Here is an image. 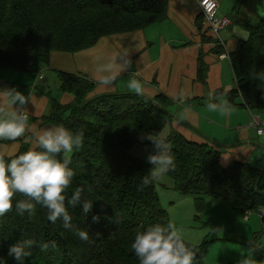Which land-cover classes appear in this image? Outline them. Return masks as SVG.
I'll list each match as a JSON object with an SVG mask.
<instances>
[{
	"label": "trees",
	"instance_id": "16d2710c",
	"mask_svg": "<svg viewBox=\"0 0 264 264\" xmlns=\"http://www.w3.org/2000/svg\"><path fill=\"white\" fill-rule=\"evenodd\" d=\"M167 6L168 0H0V67L35 75L49 64L51 52L80 51L102 36L144 28L165 18ZM234 24L247 35L229 54L236 86L228 92V101L234 105L237 98L250 110L263 112L264 79L259 77L264 75V15L256 23L240 17ZM206 70L204 61L198 59V80L205 81ZM55 72L60 91L74 99L71 104H58L43 121L83 133L81 148L69 154V167L75 175L67 197L82 187V201H93V207L85 216L82 204L68 207L67 198L65 204L73 225L87 230L91 242L81 241L60 221L49 222L47 209L40 205L31 217L18 215L15 201L25 199L18 193L13 197V210L0 217V256L7 264H18L8 255L9 247L32 239V255L24 264H139L131 250L135 233L169 220L158 206L154 181L140 187L151 164L131 150L141 143L140 133L160 134L170 125L171 100L163 94L149 97L134 92L87 97L94 80L65 70ZM168 132L176 166L166 175L173 189L193 192L197 205L203 195L216 196L240 215L264 209V167L248 162L222 167L220 153L212 145L189 140L177 131ZM26 151L22 145L15 155L3 157L7 160ZM44 243L49 247L41 251ZM186 244L198 252L195 264H203L200 257L206 245Z\"/></svg>",
	"mask_w": 264,
	"mask_h": 264
},
{
	"label": "crops",
	"instance_id": "0c3cea01",
	"mask_svg": "<svg viewBox=\"0 0 264 264\" xmlns=\"http://www.w3.org/2000/svg\"><path fill=\"white\" fill-rule=\"evenodd\" d=\"M218 10L228 17H244L240 7L243 0H217ZM236 6V7H235ZM250 6H248L249 8ZM229 11L231 13L229 14ZM245 18V17H244ZM198 0H168L166 17L134 31L102 36L93 46L76 52L53 51L49 64L41 69V78L34 74L0 67V91L10 88L28 97L24 112L29 117L30 130L17 141L0 140V155H15L22 145L35 149L36 139L43 131L57 127L43 121L53 113L58 104L73 102V95L61 92L56 70L84 74L95 81L90 96L105 93L133 92L127 81L138 79L144 88V95L155 97L163 94L171 100L172 125L169 131H177L189 140L208 143L219 151V162L228 167L233 162H248L264 166V133L258 135L249 126V109L239 104L236 98L230 117L207 111L208 94L215 90L219 98L228 100V92L236 86L231 63L221 59L224 53L233 52L238 40L246 32L234 20L216 37L206 40L201 25ZM212 33V32H211ZM214 35V33H212ZM208 35H205V37ZM97 57L104 62H113L117 79L110 87L98 83ZM116 57V60H115ZM198 59L206 64V78L197 79ZM128 65V66H127ZM127 66V67H126ZM123 67L120 71V68ZM183 91L187 96L185 106L177 105L172 97ZM6 96L0 92V108L8 109ZM183 107L184 118L179 121ZM188 123V124H187ZM170 182L168 187L172 188ZM241 223L247 224L239 216ZM264 228V220L261 219Z\"/></svg>",
	"mask_w": 264,
	"mask_h": 264
},
{
	"label": "clouds",
	"instance_id": "9594fccd",
	"mask_svg": "<svg viewBox=\"0 0 264 264\" xmlns=\"http://www.w3.org/2000/svg\"><path fill=\"white\" fill-rule=\"evenodd\" d=\"M96 59L100 73L98 83L104 87L112 86L117 79L114 63H106L102 57ZM221 59L230 64L227 54ZM259 78L264 79V75ZM127 87L137 96L144 94L143 85L138 79L127 81ZM0 92L6 96L9 106L8 109L0 108V140L15 142L18 138H23L27 143L30 138L26 136V132L30 130V125L29 117L23 109L28 97L15 88ZM172 99L177 105L185 106L188 98L180 91ZM205 107L207 111L219 113L224 117H230L234 111V106L227 99L221 100L215 90L209 92ZM187 111L188 108L183 107L178 114L179 119L182 120L184 112ZM82 138V132L73 133L60 125L43 131L37 137L39 150H28L7 160L0 156V217L13 210V197L18 193L23 194L25 199L15 201V212L18 215L27 213L31 217L36 212V206L40 205L47 209L49 222L55 224L60 221L64 229L73 230L81 241L91 242L87 230L73 225V217L68 210V207L82 204L83 214L86 216L93 207V201H82V187H77L70 198L67 197V189L75 175L74 170L69 167L72 163L69 154L81 148ZM139 139L150 141L156 149L155 154L147 157L153 167L142 177V188L153 181L161 180L176 165L172 145L166 135L142 132ZM60 155L62 159H58ZM66 198L68 207L65 204ZM97 219V216H93V220ZM34 245L35 241L32 239L19 240L9 247L8 255L14 257L18 264H24L25 258L32 255L31 249ZM52 246L55 247V244ZM48 247L47 243L40 245L41 251L47 250ZM131 250L139 264H195L196 252L192 246L186 244L181 229L172 222H157L137 231L131 242ZM0 264H7L3 256H0ZM245 264H254V261L246 260Z\"/></svg>",
	"mask_w": 264,
	"mask_h": 264
},
{
	"label": "rangeland",
	"instance_id": "374dc122",
	"mask_svg": "<svg viewBox=\"0 0 264 264\" xmlns=\"http://www.w3.org/2000/svg\"><path fill=\"white\" fill-rule=\"evenodd\" d=\"M244 4H239L238 7L245 19L251 23H256L264 15V0H244ZM233 17L235 21L240 18L232 13L230 19ZM207 26L204 24L201 27L205 30ZM210 31L207 34H211ZM242 37L245 38L244 33ZM172 123L171 119L170 126ZM170 126L164 128L160 134L170 133ZM142 142L150 141L145 139L135 144L131 151L148 161L147 157L155 154L156 149L152 144ZM170 182L167 175L154 181L159 196L158 206L165 210L169 222L181 229L182 238L186 242L197 248L206 245L200 257L203 264H245L246 260H252L254 264H264V228L256 211L250 212L247 217L242 215L247 224L241 223L239 212L233 210L224 200L203 195L201 204L197 205L193 192H180L169 188Z\"/></svg>",
	"mask_w": 264,
	"mask_h": 264
},
{
	"label": "built area",
	"instance_id": "2783aa9c",
	"mask_svg": "<svg viewBox=\"0 0 264 264\" xmlns=\"http://www.w3.org/2000/svg\"><path fill=\"white\" fill-rule=\"evenodd\" d=\"M200 6L206 21L213 29H221L227 24V19L217 14L215 0H201ZM251 124L257 128L258 133L264 131V117L260 119L258 116H253ZM261 214L264 216V212Z\"/></svg>",
	"mask_w": 264,
	"mask_h": 264
},
{
	"label": "water",
	"instance_id": "95a60500",
	"mask_svg": "<svg viewBox=\"0 0 264 264\" xmlns=\"http://www.w3.org/2000/svg\"><path fill=\"white\" fill-rule=\"evenodd\" d=\"M195 256H196V254H195Z\"/></svg>",
	"mask_w": 264,
	"mask_h": 264
}]
</instances>
